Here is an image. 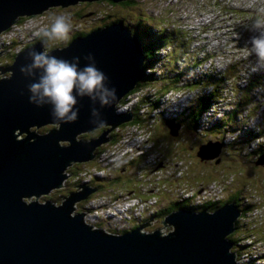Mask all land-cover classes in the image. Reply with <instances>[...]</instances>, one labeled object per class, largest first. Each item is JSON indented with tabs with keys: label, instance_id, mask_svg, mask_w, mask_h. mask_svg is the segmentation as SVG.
Instances as JSON below:
<instances>
[{
	"label": "water",
	"instance_id": "water-1",
	"mask_svg": "<svg viewBox=\"0 0 264 264\" xmlns=\"http://www.w3.org/2000/svg\"><path fill=\"white\" fill-rule=\"evenodd\" d=\"M96 1L119 4L124 0H0V35L20 18ZM44 46L36 42L19 52L0 77V264H239L229 239L241 217L233 203L213 212L173 211L162 222L174 227L167 235L158 230L140 232L154 220L128 233L111 235L86 223L83 212L71 213L76 202L98 188L75 186L81 190L63 198L60 205L38 200L65 187L63 181L72 176L65 173L66 168L95 158L96 149L109 142L108 134L132 120V113L118 107L144 72L143 47L122 22L49 51L64 59L79 56L81 67L86 63L83 57L91 54L116 89L112 105L100 109L106 121L103 125L90 123L93 105L87 97L79 99L75 122L57 124L49 106L29 103L31 80L18 71L29 50L44 51ZM222 148V142L207 143L197 155L204 161L218 157ZM257 163L264 167V158Z\"/></svg>",
	"mask_w": 264,
	"mask_h": 264
},
{
	"label": "rangeland",
	"instance_id": "rangeland-1",
	"mask_svg": "<svg viewBox=\"0 0 264 264\" xmlns=\"http://www.w3.org/2000/svg\"><path fill=\"white\" fill-rule=\"evenodd\" d=\"M135 2L136 5L130 8H125L118 3L112 5L108 1H96L91 3L78 2L76 6L73 5L68 8H51L41 15H36L37 17L34 16L30 19L23 18L26 19V23L25 21L22 23L18 22L19 24L16 23L14 25L15 27L12 26L6 33H2L0 35V42L7 44L15 42V36H17L22 40V44L24 45L23 42H28L31 37L36 38L40 36V33L49 27L53 16H70L73 28L69 34V38L67 40L46 39L49 48L44 46L43 50L49 52L50 49L66 46L70 38L76 33H88L96 28L109 25L107 24L108 22L110 23L111 21L113 22L114 20L123 18L127 22L135 23L137 19L131 17V14L135 15L139 12L140 17L142 16L141 19L148 22L149 25L159 27L160 30L165 27L166 31H174L175 34H178V39L182 40L183 43L182 47L185 50L197 51L196 56L199 60L205 56V61L203 60L197 67L199 71H206L212 68L224 74L226 71H229L227 68L232 62L242 61V68L244 69L243 72H241L242 74L240 73L238 76L230 78L234 89L242 88L241 84H244L246 80L249 81L252 75H260L261 78H264V56L258 55L251 44L253 37L259 36L260 32H264V0H135ZM29 29L33 30L30 31ZM163 52L164 51L161 50V53ZM9 58L10 56L6 53L0 56V67L3 64V60H7L6 63L12 64L13 59ZM169 59L171 60V67L174 66V58L170 57ZM249 75L250 77H248ZM155 85L159 86L160 82L155 83ZM200 90L205 91L204 89ZM230 90L231 87L224 84L218 104L219 114L217 117H211L210 119L203 117L200 121L203 120L210 125L217 120L220 114L225 112L231 113L235 110L233 107L230 108V105H233V102L228 97V93L230 96L232 95V92H229ZM185 91L186 93L184 92V95L186 102L190 100L191 95H196V93L192 91ZM157 92L158 91L147 88L134 96L126 97L125 101L128 99L127 102L118 108H124V113H128L129 109L130 113L136 107H140L137 102L140 97L141 99L139 102L144 106L143 98L149 96L151 100H153L156 98L153 96H156L155 94ZM256 93H252V99L255 102L261 103L258 105L251 100V103H249L250 107L243 106L246 109L258 106L257 112H255L252 118L255 115L259 117L253 119L251 122L249 121V127H247L249 130H253L257 124L262 126L264 121V95H262L263 92L261 90H257ZM135 96L136 98L134 99L133 97ZM168 97L171 99L174 97L171 100L173 103L176 102V99L179 100L182 98L180 94L168 92L161 97V105L164 106V98ZM191 102L192 101L181 107L188 106ZM179 103L185 104L181 103V101H179ZM160 107L158 109H161ZM155 111L157 112L158 110ZM251 112L253 113L252 109ZM167 115L169 114L167 113ZM166 118V129L170 128L171 132H173L172 134L175 132L176 135L172 137L181 139L180 134L183 127L174 122V117ZM154 119H157V117H153L152 120ZM125 124L116 128L118 130V128L123 125L126 126L121 131H117V133L121 135V139L116 142L109 141L102 144L100 148L96 149L95 158L92 160L81 164L74 163L67 167L65 173L72 176L63 181L65 187L52 190L48 195H41L38 200L40 202L49 200L56 205H60L63 201V199H61L62 197L65 198L69 194L81 190L80 187L75 188V186L84 184H86V186L87 184L92 185L94 181H96L95 183L102 184L107 180L106 182H109L105 183L103 187L98 188V191L90 194L88 198L76 202V209L71 213H80L82 209H88L91 204L101 203L100 207H103L102 204L106 206L107 201H113L112 204H115L118 209L120 208L119 210H123L129 205H119L117 202L122 203L123 198L130 195V197H134L136 200L141 199V202L138 203V207L132 212L134 217L140 216L142 218H136V223L130 221L131 224L128 222L129 225H127L128 223L126 221V223L119 224L113 221V216H104L105 212H107L105 208L96 213L94 210H91L86 216V218L94 215L98 216L93 223L95 228L101 229L100 227H102L112 229L113 232H120L121 228L128 226L126 232H129L142 225L146 226L149 221L155 218L157 213L177 200L179 196H181L179 194L181 191L195 192L198 193L197 195L201 194L206 197V201L222 200V198L228 199L236 194L242 206H245L246 202L255 203H253L254 207L251 208L253 210L252 212H248L247 210V215L245 214L244 217L241 216L237 218L239 225L235 227V231L231 234L232 238L230 240L234 242L235 250L242 252V254H239L240 259L238 258L237 262L241 264H264V167L262 164H258L257 161L253 162L250 158L241 159L232 154L230 156L225 155L223 160H219L218 163L216 157L207 158L205 159L207 164L205 167L199 164L196 159L194 160V158H192V154L190 155V151H192L191 145H188L187 141L180 142V140H178V142L174 143L171 138L167 140L164 139L165 125L163 122V125L161 124L162 126L156 124L157 126L154 133L148 129L151 135L148 130L142 132V138H140L138 134H134L136 130L131 129L132 125L129 127V125ZM175 126L179 128L176 129ZM241 134L242 133H239L237 138H239ZM155 138H162L161 142H158L159 154L156 151L160 157L150 149L151 145L149 143ZM232 139V137L226 136L223 141V152H226V145ZM258 140L259 139H256L248 146H244L242 151L244 153L250 152L255 148ZM206 142L211 144L221 141L217 140L215 136H210V138H207L203 143ZM259 142L263 143L264 139L260 138ZM184 143L186 145L185 147H183ZM135 145L140 148L137 149ZM164 147L171 151L172 156H169L166 151L164 155ZM144 149L151 150V153L148 157L146 155L144 159L136 161L137 156L142 154ZM211 152H213V150ZM241 154L243 153L241 152ZM108 156L110 157L106 161V157ZM149 158L152 160L154 158V160L152 161ZM189 158L193 162L192 169L186 173L187 177L182 176L183 174L181 173H183V170L181 168L186 166V159L189 160ZM262 158H264V155ZM98 159L104 161L101 162ZM111 161L115 162L109 163ZM134 161H136L137 167L127 166L128 164L131 165ZM145 162H149V166L150 162H159V165L156 166V170L142 168L145 166ZM108 163L109 165H106ZM184 177H186V180H184ZM209 192L212 193L209 194ZM211 195H214V197ZM183 197L186 198V194H183ZM131 211L132 210H127V212ZM113 213L115 214V212ZM126 217H128V215H126ZM161 221L163 222L164 219H159L158 222L154 221L152 225L145 227L142 231L151 233L158 230L161 231L162 235H167L174 230L170 224L165 227L164 223ZM98 225H100V227H98Z\"/></svg>",
	"mask_w": 264,
	"mask_h": 264
},
{
	"label": "trees",
	"instance_id": "trees-1",
	"mask_svg": "<svg viewBox=\"0 0 264 264\" xmlns=\"http://www.w3.org/2000/svg\"><path fill=\"white\" fill-rule=\"evenodd\" d=\"M110 4L112 3L110 2ZM119 4H121L125 8H130L136 5V2L135 0H124L123 2ZM32 17L34 16L28 17V19ZM131 17H135L137 19L135 21V24L133 25L129 24L128 22H127L128 24L125 23L123 18L114 20L113 22L111 21L110 23L108 22L107 24L111 25L114 23L122 22L123 25L126 26L131 31L132 35H135L136 37H138L143 47L144 72H143V76L141 80L137 83L135 89L138 92H141L147 88L150 90L158 91L155 94L156 98L155 99L152 98L153 99L152 101H151V97L149 96H145L143 98L144 104L146 106L151 107L150 112L151 110H157L161 106L162 103H161L160 98L162 97V95L168 92H177L179 90H189L192 92L194 91L197 92L195 98L192 100L190 105L185 106L183 108L180 106L175 107V111H178V113L177 112L175 113V117L173 118V120L175 123L180 124L183 127V130L181 129L182 132L180 134L181 139H178V137L177 138L172 137V135L170 134V130L166 129V125H165L167 121L166 117L159 118L158 122L155 123V124H159L161 122L159 126L163 125L162 122L164 123L165 125L164 139L167 140L171 138L173 139L174 143L178 142V140H180V142L187 141L188 142L187 144L191 145L192 151H190V155L192 154V158H194V160L196 159L199 162V164H202L205 167L207 166L205 160L204 161L201 160L197 154H198L199 148L204 146L206 143H208V142L206 143H203V142H205L207 138H210V136H215L217 140H220L222 142L223 147H224L223 141L226 138V136L233 138L230 142L227 143L226 148H225L226 152H223V150H221V153L219 154V156L216 157L218 161L223 160V157L225 155L230 156L232 154L236 155L237 157L241 159L250 158L251 161L253 162H256L258 158L263 157L264 142L260 143L259 140L260 138L264 139V127H263L264 121L262 123V126H259L257 124V126L253 128L254 131L251 129L250 130L247 129V127H249V121L251 122L257 116L255 115L252 118L255 112H257L256 110L258 106L250 108V109H246L243 106H249V103H251V100L254 101L251 96L253 92L256 93L257 90H261L263 92L262 95H264V78H261L260 75H252L253 79L250 81L246 80L244 84H241L242 88L234 89L232 87L230 78L238 76L241 73V71L243 72L244 69L242 68L243 66L242 61L232 62L230 66L227 68V70L229 71H226L224 74H222L221 72H217L213 70L212 68L206 71H199L197 67L204 59H206V57L203 58L202 60H199L198 57L196 56L197 51H190L189 49L185 50L182 47L183 45L182 40L178 39L179 38L178 34H175L174 31L173 32L166 31L165 27L164 29L161 28L160 30L159 27H153L149 25L148 22L141 19L142 16L140 17L139 12H137L135 15L131 14ZM23 18H20L16 23L18 22L22 23L23 21H26ZM90 32L76 33L75 35H73L72 38H70V40L67 42V45L71 41L75 40L76 38H79L81 36L85 37ZM46 39H47L46 37H44L43 35H40L34 38L31 42L25 44L23 46L24 48L19 47L20 48L19 50L22 51L28 46H30L31 44L36 43V42L44 43L46 48H49V45H47L46 43L47 42ZM18 43L19 41L15 40V42H12L6 47L9 48V47H12L13 45H16L17 47ZM16 49L17 48L13 47L12 49L8 51V53L11 55L10 56L11 59H13L16 56L14 54H18L17 52H15ZM53 49H50L49 51ZM161 50H163L164 52L161 53ZM170 57H173L174 62H175L174 66L172 67L170 65L171 63V60L169 59ZM157 71L160 74L157 73ZM157 82H160L159 86L155 85V83ZM224 84L229 85L231 87V90L229 92H232V95L230 96L228 93V97L233 102V105L240 98L234 105L235 107L233 105H230V108L233 107L235 108V110L231 113L225 112V113L220 114L217 120H215L210 125L208 122L205 123L203 120L200 121V119L203 117L210 119L211 117L213 118L217 117V115L219 114L218 104L220 102L221 90L223 89ZM200 89H204L205 91H202ZM126 97H124V99L120 102L119 106H122V103H125ZM255 103L259 105L261 102H255ZM139 104H141V102H139ZM139 108L140 107H136L135 109L131 111L133 118L130 122H128L125 125H131L132 122L134 124L136 123V125H141L143 123H148L147 121L152 119L150 113H148L149 115L144 114V116L146 115L145 118L139 115L138 114ZM251 109L253 113L251 112ZM46 130L48 129L42 130L40 132L43 133ZM239 133H242V134L239 138H237L238 137L237 135ZM116 137H118V134L115 131H111L108 135L110 142L117 141L118 139H116ZM161 139L155 138L152 140L153 148H158L159 146L158 142H161ZM256 139H259V140L257 141L255 148L252 149L250 152L244 153L242 151L244 146H248ZM185 146L186 145L184 143L183 147ZM165 151L168 153L169 156H172L171 151H169L167 148L164 147V155H165ZM241 152L245 155L241 154ZM138 160L139 159H137L136 161ZM136 161L132 163L134 164L135 167H137ZM157 165H159V162L156 163V166ZM192 165H193V162L190 160V158L189 160L186 159V166L184 168H181L183 170V173H181L183 174L182 176L187 177L186 173H188V171L192 169ZM186 177H184V180H186ZM106 181L102 184L105 185V183L109 182V181L108 182ZM102 184L93 183L90 186L92 188H100V187H103ZM180 198L173 201L170 205L162 209L155 216L162 220L164 219L165 216H167L171 212L176 211L178 209H190L196 212L200 210H207L209 212H213L219 207H221L222 205L228 204V203L235 204L241 210L243 208L241 204L239 205V202L241 201L238 200V197L236 196V194L234 196H231L228 199L226 198L227 200L226 199L220 200V202L219 201L217 202L206 201L205 203L202 204L201 208L199 205L197 206L199 208L194 207L193 202H191V199L189 200L184 197H180ZM247 207L251 208V206L249 205H247ZM244 210L247 211L248 209L245 208ZM133 222L136 223V220H133ZM238 223L239 221L237 220V225ZM231 238L232 237L230 235L229 239ZM239 254H242V252H238V255Z\"/></svg>",
	"mask_w": 264,
	"mask_h": 264
},
{
	"label": "clouds",
	"instance_id": "clouds-1",
	"mask_svg": "<svg viewBox=\"0 0 264 264\" xmlns=\"http://www.w3.org/2000/svg\"><path fill=\"white\" fill-rule=\"evenodd\" d=\"M72 28L70 16L55 15L40 34L47 39L67 40ZM251 44L258 55L264 56V32L253 37ZM83 59L86 63L81 67L79 56L64 59L32 49L26 62L18 67L19 73L31 80L27 85L29 103L36 107L49 106L57 124L75 122L79 99L87 97L93 105L90 123L103 125L106 121L100 109L111 106L116 99L115 87L110 86L107 75L97 68L93 56L89 54Z\"/></svg>",
	"mask_w": 264,
	"mask_h": 264
},
{
	"label": "bare ground",
	"instance_id": "bare-ground-1",
	"mask_svg": "<svg viewBox=\"0 0 264 264\" xmlns=\"http://www.w3.org/2000/svg\"><path fill=\"white\" fill-rule=\"evenodd\" d=\"M74 6H76V5H74ZM69 7H72V6H69ZM65 8H68V7H65ZM233 11V10H232ZM231 11V12H232ZM37 17V16H36ZM25 18H28V17H25ZM26 20V19H25ZM25 23H26V21H25ZM19 24V23H18ZM30 25V24H29ZM13 27H15L14 25H13ZM151 28V27H150ZM9 30V29H8ZM30 31L31 30H33V29H29ZM237 31V30H236ZM4 33V32H3ZM5 33H6V31H5ZM183 33V32H182ZM1 38V37H0ZM236 42V41H235ZM234 42V43H235ZM233 43V44H234ZM0 44H1V42H0ZM223 47V46H222ZM239 49V48H238ZM219 51H220V49H219ZM231 52V51H230ZM255 52V51H254ZM220 53V52H219ZM235 55V54H234ZM205 57V56H204ZM203 57V58H204ZM207 57H208V55H207ZM226 57V56H225ZM238 57V56H237ZM258 57V56H257ZM203 58H201L200 60H202ZM210 58V57H209ZM205 61V60H204ZM192 62V61H191ZM168 63V62H167ZM165 67V66H164ZM258 67V66H257ZM163 68V67H162ZM180 68V67H179ZM180 71V70H179ZM247 71V70H246ZM242 72V71H241ZM158 73V72H157ZM162 74V73H161ZM242 74V73H241ZM247 75V74H246ZM251 75V74H250ZM250 75L248 76V77H250ZM162 76V75H161ZM253 79V76L251 77V79L250 80H252ZM249 80V81H250ZM181 84V83H180ZM219 84V83H218ZM246 88V87H245ZM142 89V88H141ZM145 89V88H144ZM154 89V88H153ZM156 89H158V88H156ZM184 92L186 93V91L185 90H179V91H177V92H174V94H180V96L182 97L181 99H179V100H177L176 98V102L175 103H173V102H171V100L174 98H164V106L163 105H161V109H157L158 111L156 112L155 110H151V112H150V109H151V107L150 106H146V105H144V109H147L148 110V112H145V114H148V113H150V115H151V117H152V119H153V117H157L158 115H159V117H171V118H173V117H175V113L177 112L178 113V111H175V107L176 106H183V105H186V103H190V101H192L194 98H195V96L196 95H191V98H190V100H188L187 102H186V98H185V95H184ZM132 94H130V95H128V96H134L135 94H137L138 93V91L136 90V89H134L132 92H131ZM153 93V92H152ZM127 96V97H128ZM163 96V95H162ZM170 96V95H169ZM153 97H155V96H153ZM167 97V96H166ZM171 97V96H170ZM134 99L136 98V96L135 97H133ZM147 98V97H146ZM178 98V97H177ZM140 99H141V97L137 100V101H140ZM161 99V98H160ZM128 100V99H127ZM127 100L125 101V103L127 102ZM159 100V99H158ZM152 101V100H151ZM179 101H181V103H185V104H180L179 103ZM122 104H124V103H122ZM156 105V104H155ZM164 108H165V113H164ZM168 108H169V110H168ZM174 108V109H173ZM191 108V107H190ZM124 109V108H123ZM123 109H121L122 111H124ZM126 109H127V107H126ZM131 109V108H130ZM125 112V111H124ZM128 112H129V109H128ZM135 112V111H134ZM132 113V112H131ZM138 113H139V115H140V109H139V111H138ZM167 113L169 114V115H167ZM182 113V112H181ZM186 113V112H185ZM149 115V114H148ZM146 116V115H145ZM145 118V117H144ZM213 118V117H212ZM147 119V118H146ZM149 120V121H147L148 123H143V124H141V125H136V123L134 124L133 122H132V130L134 129V130H136L135 132H134V134H138V136L141 138V133H142V128H143V126H145V124H146V127L149 129V130H151L152 132H154V130H155V126H156V124H151L154 120ZM143 120V119H142ZM131 125H129V127L131 126ZM124 127H126V126H122V129L124 128ZM187 127V126H186ZM128 129V128H127ZM130 129V128H129ZM207 129V128H206ZM130 132V131H129ZM180 132V131H179ZM132 134V133H131ZM127 135V134H126ZM131 136V135H130ZM131 138V137H130ZM116 139H121V135H119L118 134V137H116ZM117 140V141H118ZM116 142V141H115ZM124 143V142H123ZM215 143V142H214ZM124 144H126V143H124ZM112 146V145H111ZM121 146V145H120ZM135 146H137V145H135ZM115 147V146H114ZM100 148V147H99ZM139 147H137V149H138ZM111 150V149H110ZM114 150V149H113ZM152 150H154V151H157L158 152V154H159V151H158V148H153V145H152ZM150 152H151V150H149ZM199 151V150H198ZM114 154V153H113ZM116 155H118V154H116ZM112 156V155H111ZM110 156H108V157H106V161L108 160V158H109ZM114 157H115V155H114ZM159 157H160V155H159ZM137 158L138 159H144V155H143V152H142V154H140V155H138L137 156ZM125 159V158H124ZM164 159H165V157H164ZM98 160H100V159H98ZM126 160V159H125ZM101 162H103L104 160H100ZM112 162H115V161H111V162H109V163H112ZM109 163L108 164H106V165H109ZM120 166H122V165H120ZM127 166H132V167H134V164H128ZM118 168V167H117ZM128 168V167H127ZM145 168H150L151 170H156V163H154V162H150V166H146ZM120 169H121V167H120ZM126 169V168H125ZM134 169V168H133ZM71 170V169H70ZM127 170V169H126ZM73 172V171H72ZM123 172V171H122ZM118 175H119V173H118ZM113 176V175H112ZM95 179V178H94ZM93 180V179H92ZM99 180V179H98ZM96 181H94L93 183H95ZM89 184H87V186H88ZM103 185V184H102ZM90 186V185H89ZM88 186V187H89ZM104 186V185H103ZM76 188V187H75ZM66 189V188H65ZM220 192V191H219ZM212 192H209V194H211ZM100 194V193H99ZM99 194H97V195H99ZM179 194L183 197V194H186V199H191V202H193V206L194 207H196V208H199V207H197L198 205L200 206V208L202 207V204H203V202H205L206 201V197H204L203 195H197V194H189V193H182V192H179ZM207 194V193H206ZM181 196H179V198L181 197ZM211 196H213L214 197V195H211ZM210 196V197H211ZM127 198H129V199H131V197H130V195H128L127 197H125V199H127ZM92 199V198H91ZM90 199V200H91ZM181 199V198H180ZM211 199H212V197H211ZM210 199V200H211ZM217 199H218V197H217ZM89 200V201H90ZM221 200V199H220ZM220 200H216L215 202H217V201H219L220 202ZM222 200H224V198H222ZM257 200V199H256ZM141 202V199H137V204L138 203H140ZM254 203V202H253ZM253 203H247L246 202V204L247 205H249V206H251V208H253L254 207V204ZM78 204V203H77ZM111 204V202L110 201H107V205H110ZM127 205H129V206H126L123 210H119L118 209V211H120L122 214L124 213V217L123 216H115V217H113L114 218V220L113 221H115V222H118L119 224H123V223H126V221H127V223L128 222H132L133 220H135L136 218H139L140 216H138V217H134L133 215H132V212H133V208H132V206L130 205V203H126ZM237 204V203H236ZM241 203L239 202V205H240ZM246 204H245V206H243V208H242V210L241 209H239L238 207V210L240 211V213H241V216H245V214H246V210H244L245 208H247L248 209V212H252L253 210L251 209V208H248L247 206H246ZM96 205H98V204H93V205H91L90 207H92V206H96ZM242 205V204H241ZM102 206L104 207L105 205L104 204H102ZM127 209L128 210H132L131 212H127ZM148 209V208H147ZM150 210V209H149ZM201 211V210H200ZM196 212V211H195ZM199 212V211H198ZM142 213V212H141ZM151 213V212H150ZM117 214H119V213H117ZM126 215H128V217H126ZM247 215V214H246ZM154 218V217H153ZM140 219H142L141 217H140ZM103 220H104V218H103ZM154 221H159V218L158 217H156L155 216V218L153 219ZM145 221V220H144ZM106 222V221H105ZM131 222H130V224H131ZM151 221H149L147 224H149ZM105 224V223H104ZM146 224V225H147ZM247 224V223H246ZM89 225L90 226H93L94 224L92 223V222H90L89 223ZM127 225H129V223L127 224ZM167 225H169V224H166L165 225V227L167 226ZM171 225V224H170ZM172 226V225H171ZM98 227H100V226H98ZM173 227V226H172ZM93 228H95V227H93ZM101 228V227H100ZM128 228V226H124L123 228H121V230H120V232H117V231H114V232H116V234H114V233H111V235H118V234H123L124 232H126L127 230H123V229H127ZM138 228H140V227H138ZM95 229H98V228H95ZM173 229H174V227H173ZM242 229H243V227H242ZM254 230V229H253ZM109 231H112L113 232V230L112 229H109ZM242 231V230H241ZM130 232V231H129ZM140 232H142V233H145V234H148V232H143L142 230H140ZM154 232V231H153ZM161 232V231H160ZM126 233H128V232H126ZM152 233V232H151ZM231 242H232V249H231V251L233 252V253H235V255H236V259H237V261H238V251H236L235 250V246H234V242L232 241V240H230ZM237 242V241H236ZM239 259H240V257H239ZM238 263V262H237ZM239 264H241L240 262H239Z\"/></svg>",
	"mask_w": 264,
	"mask_h": 264
},
{
	"label": "built area",
	"instance_id": "built-area-1",
	"mask_svg": "<svg viewBox=\"0 0 264 264\" xmlns=\"http://www.w3.org/2000/svg\"><path fill=\"white\" fill-rule=\"evenodd\" d=\"M17 33H19V32H17ZM15 40H18L19 41V43L17 44V49L15 50V52H20V48L19 47H23L25 44H27V43H29V42H31L34 38L33 37H31L30 38V40L28 41V42H23L24 43V45L22 44V40L20 39V38H18L17 36H15ZM10 41H12V40H10ZM12 43V42H11ZM11 43H9V44H11ZM9 44H7V43H4V42H1V44H0V52H2L3 50H4V48H6V49H11V48H8V47H6L7 45H9ZM193 93H197L196 91H194ZM138 103H139V101H137ZM139 106H140V115L141 116H143V117H145L144 116V114H145V112H148V110L147 109H144V106H142L141 104H139ZM259 116H256L254 119H257ZM158 120H159V115L157 116V119H154V121L151 123V124H155L156 122H158ZM122 130V127H120V128H118V130L116 129L115 130V132L117 133V131H121ZM145 130H148V128L146 127V124H145V126H143V128H142V132H144ZM149 131V130H148ZM149 133H150V131H149ZM118 134V133H117ZM151 135V134H150ZM141 138H142V136H141ZM151 146H150V149H152V142H150L149 143ZM138 147V146H137ZM140 148V147H139ZM153 152L155 153V154H157L156 153V151H154L153 150ZM151 152L147 149H144V151H143V155L144 156H146L147 155V157H148V155L150 154ZM158 155V154H157ZM159 156V155H158ZM138 158H136V160H137ZM149 159H151V158H149ZM152 160V159H151ZM153 160H154V158H153ZM152 160V161H153ZM145 166L144 167H142V168H145L146 166H149V162H145V164H144ZM182 193H189V194H198V193H195V192H189V191H181ZM111 202V204L110 205H106V206H104V207H100V205H101V203H99L98 205H96V206H92V207H89L88 209H82L81 210V212H83L84 214H85V216H84V221L86 222V223H90V222H92V223H94L95 222V220L98 218V216L97 215H94V216H92V217H88V218H86V216H87V214H89V212L91 211V210H94L95 211V213L97 212V211H99V210H101V209H103V208H105V209H107V212H105V214H104V216H108V215H110V216H113V217H115V216H123L124 217V213L122 214L120 211H118V208H117V206L115 205V204H112V202L113 201H110ZM130 203V205L132 206V208H133V210H135L137 207H138V204H137V200L134 198V197H131V199H129V198H127V199H125V198H123V201H122V203H120V202H117V204H125L126 205V203ZM91 205H93V204H91ZM128 210V209H127ZM113 212H115V214L113 213ZM117 213H119V214H117ZM103 216V217H104ZM98 226H100V225H98ZM102 228V227H101ZM102 229H104V230H106V231H108V232H110V233H114V234H116V232H112V231H109V229H107V228H102ZM123 230H128V229H123ZM235 259H236V255H235ZM236 261H237V259H236Z\"/></svg>",
	"mask_w": 264,
	"mask_h": 264
},
{
	"label": "flooded vegetation",
	"instance_id": "flooded-vegetation-1",
	"mask_svg": "<svg viewBox=\"0 0 264 264\" xmlns=\"http://www.w3.org/2000/svg\"><path fill=\"white\" fill-rule=\"evenodd\" d=\"M13 47H16V45H13L12 47H9V48H13ZM8 54L9 56H11L9 53H8V49H6V48H4V50L1 52V54ZM19 53V52H18ZM14 55H17V54H14ZM9 59H11V57L9 58ZM7 62V60H3V66H1L0 67V74H1V76L0 77H2V76H4V73H3V70H5L7 67H9L11 64H9V63H6ZM6 63V64H5ZM5 68V69H4ZM207 163H209V162H207ZM61 199H63V197L61 198ZM237 225V224H236ZM238 225H239V223H238ZM238 225H237V227H238Z\"/></svg>",
	"mask_w": 264,
	"mask_h": 264
}]
</instances>
